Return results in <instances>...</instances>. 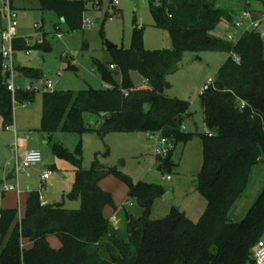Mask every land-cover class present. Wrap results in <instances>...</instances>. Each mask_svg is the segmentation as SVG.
Returning a JSON list of instances; mask_svg holds the SVG:
<instances>
[{
  "label": "trees",
  "instance_id": "trees-1",
  "mask_svg": "<svg viewBox=\"0 0 264 264\" xmlns=\"http://www.w3.org/2000/svg\"><path fill=\"white\" fill-rule=\"evenodd\" d=\"M251 1L262 3L264 10V0ZM218 3L219 0H151L155 26L170 34L173 49H144V28L135 25L131 48L115 47L111 62L97 65L99 78L113 88L43 93L39 129L49 135L64 132L101 138L110 133H159L173 144L188 143L195 137L184 130L191 104L166 95V76L180 64L185 52L231 54L201 94L210 133L201 138L204 159L198 190L205 208L199 221L193 223L177 209L163 220L151 219L155 201L166 190L144 182L135 184L112 168L85 170L81 148L73 154L55 144V154L70 161L75 169L76 180L69 198L78 200L80 209L43 205L40 191H32L22 219L17 209L2 210L0 264H255L253 250L264 239V190L243 221L232 222L229 215L248 191L253 167L264 162V39L255 32L245 33L236 43L212 36L222 22L232 24L237 15L220 8ZM40 5L43 13L55 11L64 22H71L72 30L83 29L84 17L77 12L83 2L40 0ZM101 6L102 3L98 5ZM27 47L30 49L19 41L14 44L16 51ZM35 48L49 51L45 46ZM17 71L34 81L43 77L41 70ZM133 73L145 83L136 86ZM117 77L122 78L120 84ZM35 95L18 91L15 99L32 103ZM87 114L100 118L98 128L86 122ZM0 115L5 128L14 125V98L2 72ZM173 156L174 149L164 161L160 160L159 168L173 166ZM109 176L128 187L129 198L142 210L138 219L126 216L128 242L119 239L104 214L107 207H115L112 193L101 188V181ZM50 236L61 241V248L51 247Z\"/></svg>",
  "mask_w": 264,
  "mask_h": 264
},
{
  "label": "rangeland",
  "instance_id": "rangeland-1",
  "mask_svg": "<svg viewBox=\"0 0 264 264\" xmlns=\"http://www.w3.org/2000/svg\"><path fill=\"white\" fill-rule=\"evenodd\" d=\"M74 1L84 3L77 12L90 21V27L72 30V23L63 22L57 12L40 11V0H12L18 23L16 38L24 39L17 41L30 47V53L26 50L16 52L15 65L19 68L41 70L43 77L34 84L41 90L47 79L54 82L53 91L80 92L90 87L103 89V81L97 75L96 69L98 64L107 65L112 60L107 42L114 44L118 49H130L135 25L144 28V49H173L170 34L155 26L150 12L151 0H121L116 8L105 1V6L100 9L94 0ZM218 6L232 10L235 14L248 7L241 0H219ZM250 7L263 10L262 3L252 2ZM5 10V5L0 1V65L1 51L7 46L3 32L9 25ZM36 25L39 27L35 28ZM57 28H60V33L63 34L60 39L56 36ZM228 33L235 35L236 30L232 24L224 21L212 36L227 41ZM40 41L49 48L48 52L35 48ZM231 56L221 52H185L180 64L166 76V95L191 104V116L186 124L189 132L195 134L194 139L188 143H172L174 156L171 168L169 165L166 169L159 168L160 160L167 158H160L156 154V148L162 140L159 133H110L104 138L95 134L81 136L64 132L49 135L39 132L44 91L36 92L32 103L17 102L13 132L4 128L0 115V181H4L0 185V200L4 195L15 206L12 209H17L20 215L26 210L27 193L38 190L49 204H63L66 209L79 210L80 202L69 198L76 180L75 169L70 161L55 154L53 146L57 144L73 154L81 148L82 167L85 170L112 168L130 178L135 184L144 182L166 190L165 195L170 196L165 199L164 195L155 201L151 219L163 220L173 209H177L186 213L193 223H197L205 208V200L198 190L204 159L201 138L209 131L205 125L201 94L216 79L219 70ZM0 72L5 73L4 70ZM118 79L119 77L116 78L117 82ZM132 79L136 85H141L140 75L133 73ZM16 82L27 85L20 79L19 73L16 75ZM167 85H170V88H167ZM85 118L91 127L100 126L99 117L87 114ZM28 148L42 152V163L19 173L16 177L11 174L14 166L23 161L17 157V153ZM45 173H50V177L43 183L41 178ZM9 175L15 178L7 181ZM168 176L172 179L168 180ZM12 185H16L17 190L7 191L6 188ZM101 188L112 193L115 203V207H107L104 214L112 222L119 239L128 242L126 216L131 214L138 219L142 210L134 199L129 198L128 187L117 177L109 176L102 180ZM263 190L264 162H260L253 167L249 189L233 207L229 219L235 223L243 221ZM48 242L55 246H51L55 249L62 246L55 236H51Z\"/></svg>",
  "mask_w": 264,
  "mask_h": 264
},
{
  "label": "built area",
  "instance_id": "built-area-1",
  "mask_svg": "<svg viewBox=\"0 0 264 264\" xmlns=\"http://www.w3.org/2000/svg\"><path fill=\"white\" fill-rule=\"evenodd\" d=\"M5 5V13L8 19V29L3 32V39L7 43V46L4 47L1 51V67L2 70L5 71L6 74H9V78H7V88L8 91L11 92L14 98V103L16 104L17 101L15 99V95L18 91H24V92H54V82L52 80L47 79L45 83L43 84V90L37 85H34V80H30L27 85L20 86L16 82V75H17V68L15 65V55L16 50L14 48L16 38V28L18 26L17 23V14L14 12L12 8V0H0ZM89 1V0H88ZM96 3V6L100 3H103L105 1H108L112 4L113 7H118L120 5L121 0H94ZM245 2L248 7L238 13L235 16V19L232 23V25L235 27L236 34L228 33L227 34V41L230 43H236L240 40V38L245 33H258L261 35V37L264 39V10H256L250 7V3H252L251 0H242ZM39 26L36 25L35 28H38ZM90 27V21L86 18H83V28ZM56 36L60 39L63 37V34L60 33V28H57ZM27 53H30L29 50H27ZM112 70L115 69V66L110 67ZM61 76L60 74L58 75ZM211 84V83H210ZM208 87V86H207ZM207 87L205 89H207ZM104 89H112L113 87L109 84H104ZM125 96H128L127 93H125ZM173 149L172 143L167 140L163 139L161 140L160 146L156 148V154L162 158L168 157L170 151ZM43 155L42 152L38 149H31L28 150L23 158V161L20 163H16L14 166L13 174L17 177L19 173L26 172L27 169L37 166L38 164L42 163ZM10 164V163H9ZM10 166V165H9ZM50 177V173H45L42 176V182H46ZM168 180H171L172 178L170 176L167 177ZM16 185L8 186L6 188L7 191H16L17 190ZM40 199L42 204L44 205L45 197L41 195L40 192ZM254 259L255 264H264V239L260 240L258 244L254 248Z\"/></svg>",
  "mask_w": 264,
  "mask_h": 264
},
{
  "label": "crops",
  "instance_id": "crops-1",
  "mask_svg": "<svg viewBox=\"0 0 264 264\" xmlns=\"http://www.w3.org/2000/svg\"><path fill=\"white\" fill-rule=\"evenodd\" d=\"M12 4H13V2H12ZM105 6V2H103L102 3V6ZM102 8V7H101ZM116 8V7H115ZM99 9H100V7H99ZM17 40H24V39H17ZM16 40V41H17ZM22 43V42H21ZM36 46L38 47V46H44L43 45V41H40V42H38L37 44H36ZM46 47V46H45ZM23 50H29V49H23ZM20 51V50H19ZM17 52V51H16ZM16 56V55H15ZM16 68H17V70H19L20 68L19 67H17L16 66ZM37 70V69H36ZM17 73H18V71H17ZM4 75H6V73H4ZM20 79L22 80V81H24V82H26V83H28L29 81H30V79H26V78H24L21 74H20ZM142 79V78H141ZM118 83L120 84L121 83V81H122V78L121 77H119V79H118ZM145 82L143 81V79H142V83H141V85L142 84H144ZM104 84L105 83H103V86H104ZM134 84H135V82H134ZM18 85H20V86H23V85H21V84H18ZM136 85V84H135ZM136 86H140V85H136ZM187 124H188V121L186 122ZM184 124V130L185 131H187V132H189V127H188V125L187 124ZM13 126H11V127H7V128H5V129H7L8 131H10V132H13L12 130H13V128H12ZM207 133H210V131H207ZM206 133V134H207ZM30 148H28V149H25V150H23V151H18V153H17V157L18 158H24V155H25V153L29 150ZM31 150V149H30ZM12 175H13V172L11 173ZM10 174V175H11ZM8 176V178H7V181L8 180H12L13 178H15V177H11V176ZM3 182L4 181H0V185H2L3 184ZM43 183H45V182H43ZM33 191H38V190H33ZM1 192V191H0ZM30 192H32V191H29L28 193H27V197H28V194L30 193ZM2 193H4V190H2ZM1 197V196H0ZM45 203H44V205H47V204H49V203H47V201H44ZM15 206L11 203V201H9V200H7V198L4 196V195H2V199L0 200V215H1V212H2V210H5V209H12V208H14ZM24 215H25V211L22 213V214H20V219H22L23 217H24ZM115 229V228H114ZM51 237V236H50ZM50 237L48 238V240L50 239ZM50 245L51 246H53L51 243H50ZM53 247H55V246H53Z\"/></svg>",
  "mask_w": 264,
  "mask_h": 264
},
{
  "label": "water",
  "instance_id": "water-1",
  "mask_svg": "<svg viewBox=\"0 0 264 264\" xmlns=\"http://www.w3.org/2000/svg\"><path fill=\"white\" fill-rule=\"evenodd\" d=\"M63 22H64V20H63ZM115 47H116V46H115L114 44H112V43H110V42H107V49H108V50L111 51V50L114 49ZM5 77H6V78H9V74H6ZM167 88H170V85H167ZM169 196H170V194H166V195H165V199H167Z\"/></svg>",
  "mask_w": 264,
  "mask_h": 264
}]
</instances>
